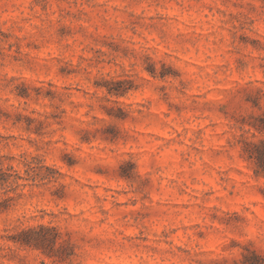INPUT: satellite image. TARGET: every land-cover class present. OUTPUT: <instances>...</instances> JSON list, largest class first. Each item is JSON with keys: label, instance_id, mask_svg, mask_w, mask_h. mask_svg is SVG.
I'll return each mask as SVG.
<instances>
[{"label": "rangeland", "instance_id": "1", "mask_svg": "<svg viewBox=\"0 0 264 264\" xmlns=\"http://www.w3.org/2000/svg\"><path fill=\"white\" fill-rule=\"evenodd\" d=\"M262 125L264 0H0V264H264Z\"/></svg>", "mask_w": 264, "mask_h": 264}, {"label": "trees", "instance_id": "2", "mask_svg": "<svg viewBox=\"0 0 264 264\" xmlns=\"http://www.w3.org/2000/svg\"><path fill=\"white\" fill-rule=\"evenodd\" d=\"M258 129L263 130L264 125L260 126ZM243 152L249 160H252L255 163L258 169L264 172V139L259 140L258 142H244ZM8 170L4 171L0 168V187L11 183L16 184L17 179L20 178L16 173H9ZM1 205L2 201H0V207ZM49 232H52V234L47 235ZM58 237L59 235L54 228L39 225L37 227L21 229L11 236L10 239L21 246L39 248L43 253L52 257L56 256L55 251L62 246L59 243L57 249L54 247L57 243ZM45 250H48L49 252H46Z\"/></svg>", "mask_w": 264, "mask_h": 264}]
</instances>
